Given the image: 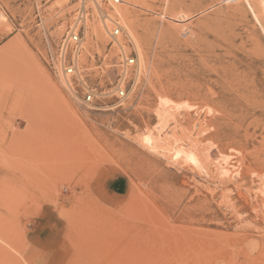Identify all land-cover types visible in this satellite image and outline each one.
Segmentation results:
<instances>
[{
    "label": "rangeland",
    "instance_id": "rangeland-1",
    "mask_svg": "<svg viewBox=\"0 0 264 264\" xmlns=\"http://www.w3.org/2000/svg\"><path fill=\"white\" fill-rule=\"evenodd\" d=\"M181 1L133 0L118 100L94 30L71 87L50 67L77 0H0V264H264V0Z\"/></svg>",
    "mask_w": 264,
    "mask_h": 264
},
{
    "label": "bare ground",
    "instance_id": "bare-ground-1",
    "mask_svg": "<svg viewBox=\"0 0 264 264\" xmlns=\"http://www.w3.org/2000/svg\"><path fill=\"white\" fill-rule=\"evenodd\" d=\"M68 1V0H67ZM70 1H73V0H70ZM94 2L95 5L94 8L98 11V13H101V18H100V24H93L92 21L90 20H87L89 17H88V13L87 11L89 12L90 9H92V7H88V3L89 2ZM122 1V6L123 8H120L119 6H113L111 8V10L113 9V14H109L103 7L102 5V2L100 0H80V3L83 7V9L86 11V17L84 18V34H85V31H86V34L85 36L88 38L87 39V43L85 46H83V50L86 52V54H90L91 55V49L93 50V47H95L94 45V42H93V37H92V31L94 30L95 31V36H97V39L98 40H101L103 43H104V48L106 46H108V42H109V46L111 49H114V50H117L123 54H127V50H128V47L132 44L133 45V48L135 49L136 53H137V60H138V65L136 67V71L134 73V76H135V80H134V84H133V89L137 87V84H138V81L140 80V78L145 74V72L148 71V61L146 60V57H145V54L139 50V38L137 36V27L135 26V23H134V20L133 18L129 15L130 11L129 9H131V7L133 5L132 2L133 0H121ZM143 1V0H142ZM156 1V0H155ZM181 0H178V2H180ZM92 2V4H93ZM135 2V1H134ZM165 2V1H164ZM172 2V1H171ZM174 2V1H173ZM182 2V1H181ZM180 2V3H181ZM176 3V1H175ZM178 3V4H180ZM185 3V2H184ZM174 3H170V0H167L166 2V10L169 9V7L171 6V10L173 8V5ZM177 4V3H176ZM178 4H177V7H178ZM78 5V4H77ZM181 6V4L179 5ZM106 7V6H105ZM109 8V7H107ZM88 9V10H87ZM94 9V12H96ZM108 10V9H107ZM154 11V10H153ZM118 13H122L127 21V24L126 22H124V19H122L123 21L121 20H118V18L116 17V14ZM174 13V12H173ZM180 13V12H178ZM93 14V12H92ZM90 15V14H89ZM119 15V14H118ZM98 16V15H97ZM174 16V15H173ZM185 16V15H184ZM178 18V17H177ZM94 19V18H93ZM120 21V22H119ZM73 22V21H72ZM78 22V21H77ZM91 22V23H90ZM109 22L112 24V27L113 25L117 24L118 23V26L119 28L122 29V33L120 34V36L116 37V38H112L111 35H110V24ZM77 24H80L79 22ZM94 28V29H93ZM110 28V29H109ZM107 31V32H106ZM94 33V32H93ZM108 34V37L107 38V35ZM109 39V41H108ZM113 41V42H112ZM81 58V57H80ZM83 59V61L81 62V60ZM80 60L81 63L85 62L86 59L85 57L82 58ZM118 62H119V58H117ZM117 61L115 62V65L117 64ZM80 62L78 63V66H77V73L78 75L80 76L81 74V66H80ZM114 65V66H115ZM117 66V65H116ZM115 66V67H116ZM128 72H131V70H129ZM130 74V73H129ZM131 75V74H130ZM62 76V75H60ZM62 78L65 80L64 83L67 85V86H72V83L69 76H62ZM84 81V79H83ZM89 86V85H88ZM116 89V88H115ZM128 94V93H127ZM99 97V96H98ZM170 117V116H169ZM168 117V118H169ZM174 120V119H173ZM165 121V120H164ZM166 122V121H165ZM167 124V123H166ZM164 126V124H163ZM164 128V127H163ZM162 129V128H161ZM165 129V128H164ZM163 129V131H164ZM167 129V128H166ZM161 132V131H160ZM174 132V131H173ZM170 136V135H169ZM177 136V135H176ZM168 134L165 133L163 135L160 134V136L157 138V141L154 143L153 147L152 148H155L157 149L161 154H164L165 155V152L166 151H171V147H174V146H171L170 148L168 147L169 145V141H168ZM174 138V137H172ZM179 138V137H178ZM175 139H173L174 141ZM180 140V139H179ZM178 142V140H177ZM176 143V141H175ZM177 145V144H176ZM151 146V145H150ZM178 146V145H177ZM181 146V145H180ZM176 148V147H175ZM174 148V149H175ZM173 150V149H172ZM191 151V150H190ZM189 152V151H188ZM167 153V152H166ZM191 153V152H190ZM171 154H173L171 156V158L173 160H178L179 162H182L186 156V151H185V147L184 146H181V147H177L175 149V151L173 150V153L171 152ZM170 154V155H171ZM188 154V153H187ZM192 154V153H191ZM167 155V154H166ZM165 155V156H166ZM191 157V156H190ZM189 157V159H190ZM170 159V158H169ZM191 161V160H190ZM185 162V160L183 161ZM187 162V161H186Z\"/></svg>",
    "mask_w": 264,
    "mask_h": 264
},
{
    "label": "built area",
    "instance_id": "built-area-1",
    "mask_svg": "<svg viewBox=\"0 0 264 264\" xmlns=\"http://www.w3.org/2000/svg\"><path fill=\"white\" fill-rule=\"evenodd\" d=\"M77 1L79 6L77 9V15L73 26L70 27L68 31L62 36L56 47V50L52 51L49 55L50 67L59 76H79L77 73V66L80 62V55L83 50L82 44L84 42L85 37L83 22L88 11L86 13L80 3V0ZM102 1H104L106 5L109 4L111 7L122 4L121 0ZM1 15H3L2 12H0V20L2 19ZM77 21L80 24H77ZM110 32L111 37L116 38L120 36L123 31L121 28H119L117 23L113 25V27L110 29ZM137 65L138 60L136 51H132L129 54L123 55L122 60L118 63L116 67L118 81L116 83L115 89L118 100L126 98L129 87L126 85L125 81L128 77H130V80H135L134 73L136 71ZM130 69L134 70L128 72ZM71 90H73V88H71ZM96 98L97 93L95 89L92 87H87L84 97L81 100V105L87 109L94 108L93 104L95 103Z\"/></svg>",
    "mask_w": 264,
    "mask_h": 264
}]
</instances>
